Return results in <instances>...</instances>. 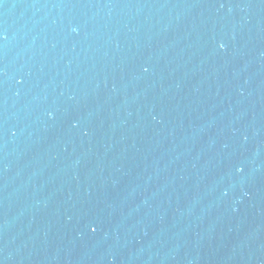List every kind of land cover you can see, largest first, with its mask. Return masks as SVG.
<instances>
[{
	"label": "water",
	"instance_id": "1",
	"mask_svg": "<svg viewBox=\"0 0 264 264\" xmlns=\"http://www.w3.org/2000/svg\"><path fill=\"white\" fill-rule=\"evenodd\" d=\"M0 264H264V0H0Z\"/></svg>",
	"mask_w": 264,
	"mask_h": 264
}]
</instances>
